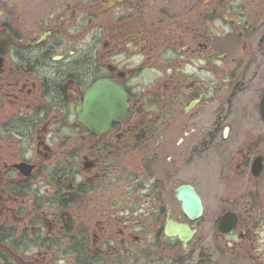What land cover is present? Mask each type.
<instances>
[{
  "label": "flooded vegetation",
  "instance_id": "obj_1",
  "mask_svg": "<svg viewBox=\"0 0 264 264\" xmlns=\"http://www.w3.org/2000/svg\"><path fill=\"white\" fill-rule=\"evenodd\" d=\"M263 95L264 0H0V264H264Z\"/></svg>",
  "mask_w": 264,
  "mask_h": 264
},
{
  "label": "water",
  "instance_id": "obj_2",
  "mask_svg": "<svg viewBox=\"0 0 264 264\" xmlns=\"http://www.w3.org/2000/svg\"><path fill=\"white\" fill-rule=\"evenodd\" d=\"M261 111H262V115H263V118H264V97H263V100H262V103H261ZM199 210H201V206L199 207Z\"/></svg>",
  "mask_w": 264,
  "mask_h": 264
}]
</instances>
